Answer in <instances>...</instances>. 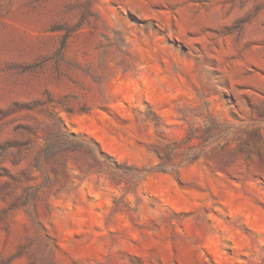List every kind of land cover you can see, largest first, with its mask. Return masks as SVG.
<instances>
[{
  "label": "rangeland",
  "instance_id": "374dc122",
  "mask_svg": "<svg viewBox=\"0 0 264 264\" xmlns=\"http://www.w3.org/2000/svg\"><path fill=\"white\" fill-rule=\"evenodd\" d=\"M0 264H264V0H0Z\"/></svg>",
  "mask_w": 264,
  "mask_h": 264
}]
</instances>
